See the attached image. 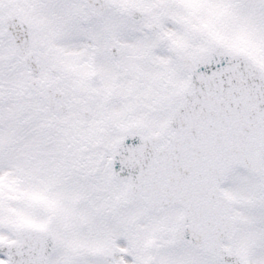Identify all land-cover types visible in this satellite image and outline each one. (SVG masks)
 I'll use <instances>...</instances> for the list:
<instances>
[{
  "label": "snow or ice",
  "instance_id": "1",
  "mask_svg": "<svg viewBox=\"0 0 264 264\" xmlns=\"http://www.w3.org/2000/svg\"><path fill=\"white\" fill-rule=\"evenodd\" d=\"M0 264H264V0H0Z\"/></svg>",
  "mask_w": 264,
  "mask_h": 264
}]
</instances>
